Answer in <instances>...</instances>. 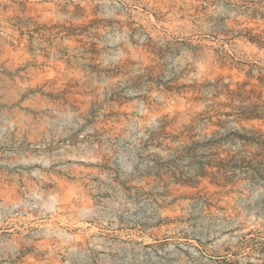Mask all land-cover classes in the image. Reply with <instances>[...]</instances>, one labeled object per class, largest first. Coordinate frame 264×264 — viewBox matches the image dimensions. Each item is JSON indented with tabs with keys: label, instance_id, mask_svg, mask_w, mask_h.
Wrapping results in <instances>:
<instances>
[{
	"label": "rangeland",
	"instance_id": "obj_1",
	"mask_svg": "<svg viewBox=\"0 0 264 264\" xmlns=\"http://www.w3.org/2000/svg\"><path fill=\"white\" fill-rule=\"evenodd\" d=\"M0 264H264V0H0Z\"/></svg>",
	"mask_w": 264,
	"mask_h": 264
},
{
	"label": "trees",
	"instance_id": "obj_2",
	"mask_svg": "<svg viewBox=\"0 0 264 264\" xmlns=\"http://www.w3.org/2000/svg\"><path fill=\"white\" fill-rule=\"evenodd\" d=\"M253 38V37H252Z\"/></svg>",
	"mask_w": 264,
	"mask_h": 264
}]
</instances>
